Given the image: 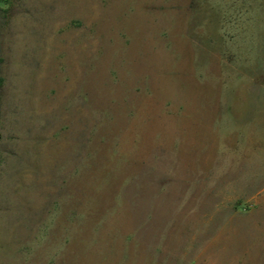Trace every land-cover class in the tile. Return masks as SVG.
Returning <instances> with one entry per match:
<instances>
[{
    "label": "rangeland",
    "instance_id": "rangeland-1",
    "mask_svg": "<svg viewBox=\"0 0 264 264\" xmlns=\"http://www.w3.org/2000/svg\"><path fill=\"white\" fill-rule=\"evenodd\" d=\"M0 264H264V0H2Z\"/></svg>",
    "mask_w": 264,
    "mask_h": 264
},
{
    "label": "trees",
    "instance_id": "trees-1",
    "mask_svg": "<svg viewBox=\"0 0 264 264\" xmlns=\"http://www.w3.org/2000/svg\"><path fill=\"white\" fill-rule=\"evenodd\" d=\"M2 0H0V2H1Z\"/></svg>",
    "mask_w": 264,
    "mask_h": 264
}]
</instances>
